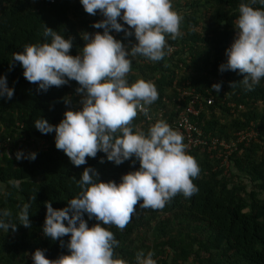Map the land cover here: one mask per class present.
Segmentation results:
<instances>
[{
  "label": "trees",
  "instance_id": "trees-1",
  "mask_svg": "<svg viewBox=\"0 0 264 264\" xmlns=\"http://www.w3.org/2000/svg\"><path fill=\"white\" fill-rule=\"evenodd\" d=\"M241 3L250 0H173V8L184 16L183 36L167 38L171 51L161 61L133 58L129 84L152 81L159 93L147 115L138 113L133 121L137 129L147 132L156 121L164 120L178 130L180 115L193 97H212L214 103L203 104L197 117L190 116L191 137L205 139L211 146L210 150L186 148L200 167L193 179L198 192L190 198L177 194L159 210L140 208L138 202L123 230L105 226L119 241L116 258L127 264H136L139 251L154 253L157 264H264V78L248 91L238 71H219L235 37ZM251 6L264 8L258 2ZM101 19L99 12L95 16L86 13L80 0H0V75L14 88L10 100L0 97L4 147L0 150V209L9 210L8 219L17 224L14 232L11 228L8 233L0 231V264H32L31 254L37 249L46 250L50 260L68 254L59 240L43 235L45 202H51L54 209L66 207L80 191L73 177L79 180L86 167L94 168L101 181L119 183L124 174L140 166L131 160L117 166L102 152L86 157L87 164L74 166L55 147V132L42 134L34 122L44 118L57 125L65 111L79 110L78 83L38 91L23 76L19 62L10 69L13 53L45 42V26L65 38L73 37L70 54L75 56L85 43L81 32H103L92 27ZM111 34L124 44L136 42L134 36L125 39L123 32ZM214 83H221L219 93L212 90ZM241 131H254L256 136L238 143L236 134ZM183 142L187 147L185 137ZM223 143L230 148L225 149ZM18 150L35 152L36 159L18 161ZM10 180L19 181V187L9 184ZM30 196L35 201L30 208L31 227L26 228L19 224L18 214ZM84 218L89 227L97 223L86 214ZM62 239L66 245L69 236Z\"/></svg>",
  "mask_w": 264,
  "mask_h": 264
},
{
  "label": "clouds",
  "instance_id": "clouds-1",
  "mask_svg": "<svg viewBox=\"0 0 264 264\" xmlns=\"http://www.w3.org/2000/svg\"><path fill=\"white\" fill-rule=\"evenodd\" d=\"M257 2L264 6V0L241 3L234 40L225 50L226 61L219 65L221 73L242 74L241 82L248 91L264 78V8L251 6ZM80 4L86 13L95 16L99 12L103 17L92 25L103 29L102 33L81 32L85 43L73 56L70 50L74 38H65L45 26V42L25 45L22 52L13 53L10 69L19 62L23 76L36 84L38 91L47 92L70 81L78 83L75 91L81 96L79 110L65 111L57 125L44 118L34 122L42 134L55 132V147L74 166L87 164L86 157L95 158L98 152L117 166L129 160L133 164L138 161L140 166L124 174L119 183L101 181L94 168L86 167L79 180L73 177L80 191L66 207L54 209L51 202H45L43 235L59 240L68 254L50 260L46 250L37 249L31 254L32 264H127L116 258L114 249L119 241L105 226L123 230L138 202L140 208L159 210L177 194L190 198L199 190L193 179L198 177L200 167L187 153L183 135L164 120L156 121L147 132L133 124L138 113L147 115L149 106L158 100L155 84L144 79L129 84L127 79L133 58L142 56L158 62L171 51L167 38L183 36L184 16L173 8V0H80ZM112 31L123 32L125 39L134 36L136 42L124 44ZM211 88L219 93L221 83ZM13 95L14 88L8 87L5 75H0V97L10 100ZM36 155L23 150L15 153L18 161H34ZM9 184L19 187L16 180ZM34 201L35 196H30L18 214L19 224L26 228L31 227L29 216ZM85 214L97 223L89 227ZM11 215L9 210L0 209V231H16L17 224L8 219ZM65 236H69L66 245L62 239ZM153 255L151 251H139L136 264H157Z\"/></svg>",
  "mask_w": 264,
  "mask_h": 264
},
{
  "label": "built area",
  "instance_id": "built-area-1",
  "mask_svg": "<svg viewBox=\"0 0 264 264\" xmlns=\"http://www.w3.org/2000/svg\"><path fill=\"white\" fill-rule=\"evenodd\" d=\"M182 98V96L180 97ZM203 104H206V106H211L213 104V98L212 97H208L207 99H200L199 96L193 97L187 107V110L182 112L180 115V120L178 122V130L186 139L187 141V147L186 148H190L191 146L197 148V147H201L202 149L204 147H208V144L206 142L205 139H194L192 138V132L194 131L193 126L190 123V116H194L197 117L200 113V110L203 108ZM254 133V131H241L239 133L236 134L237 136V141L238 143H242V142H249L250 140H252L256 134H252ZM201 134L198 133V136H200ZM215 142V141H214ZM6 145V144H5ZM4 145V146H5ZM224 146L225 149H229V145L227 144H222ZM4 148L2 143L0 142V150ZM208 149H211V146L208 147ZM214 149V148H212Z\"/></svg>",
  "mask_w": 264,
  "mask_h": 264
},
{
  "label": "rangeland",
  "instance_id": "rangeland-1",
  "mask_svg": "<svg viewBox=\"0 0 264 264\" xmlns=\"http://www.w3.org/2000/svg\"><path fill=\"white\" fill-rule=\"evenodd\" d=\"M252 134L254 135V134H256V133L254 132V133H252Z\"/></svg>",
  "mask_w": 264,
  "mask_h": 264
}]
</instances>
